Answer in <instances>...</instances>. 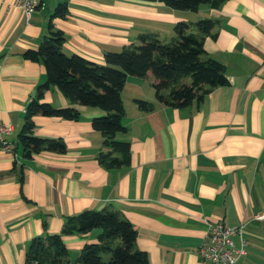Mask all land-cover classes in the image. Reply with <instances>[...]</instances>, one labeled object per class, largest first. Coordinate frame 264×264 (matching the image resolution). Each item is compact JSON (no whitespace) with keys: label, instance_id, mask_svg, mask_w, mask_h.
<instances>
[{"label":"crops","instance_id":"obj_1","mask_svg":"<svg viewBox=\"0 0 264 264\" xmlns=\"http://www.w3.org/2000/svg\"><path fill=\"white\" fill-rule=\"evenodd\" d=\"M63 1L67 17L51 19ZM203 18L216 21L203 49L223 64L228 83L199 103L173 108L155 98L151 73L128 75L121 92L127 130L117 134L130 142L127 167L98 164L104 148L91 118L101 111L70 104L55 87L42 100L74 106L80 118L36 115L35 134L61 137L67 150L23 157L17 135L46 73L22 51L36 48L50 28L63 32L65 54L103 64L106 52L139 43L142 32L173 41L176 22ZM136 99L153 108L141 110ZM0 125L11 128L3 134L8 147L0 148V264H25L33 237L58 233L67 215L86 208L128 219L149 264H207L198 254L207 221H243L247 253L234 264H264V222L253 218L264 211V0H224L196 11L159 0H43L28 19L14 0H0ZM100 232L63 235L66 264H80L75 258Z\"/></svg>","mask_w":264,"mask_h":264},{"label":"trees","instance_id":"obj_2","mask_svg":"<svg viewBox=\"0 0 264 264\" xmlns=\"http://www.w3.org/2000/svg\"><path fill=\"white\" fill-rule=\"evenodd\" d=\"M177 10L196 11L200 5L218 7L224 0H159ZM66 2H60L51 14L66 18ZM216 21L210 18L194 22L178 21L173 29L176 38L163 42L154 32H142L139 43L125 46L120 51L106 52L105 62L99 64L78 54L67 55L62 50L63 32L50 28L36 48L22 51L26 60L40 61L45 67L46 80L36 87L27 103L24 122L17 135L23 157L30 159L41 151L65 153L66 143L61 137L35 134L33 117L36 115L78 120L81 112L74 106L56 107L43 96L55 87L70 104L101 111L91 118V127L102 135V146L96 154L98 164L106 169L127 167L130 162V142L117 138L127 130L122 120L125 114L121 92L128 75L154 77L155 98L173 108L201 102L212 88L228 83L222 63L208 56L203 49L206 35L215 36ZM194 26V29L191 28ZM189 78L187 82L186 79ZM167 90L165 94L164 91ZM141 110H151L153 104L136 99ZM42 226L46 229L43 220ZM99 228L95 242L84 244L76 262L80 264H149L147 254L136 245V230L119 212L103 208H86L67 215L58 233L33 237L25 253V264H66L69 253L63 235L82 234ZM105 255H108L105 258Z\"/></svg>","mask_w":264,"mask_h":264},{"label":"built area","instance_id":"obj_3","mask_svg":"<svg viewBox=\"0 0 264 264\" xmlns=\"http://www.w3.org/2000/svg\"><path fill=\"white\" fill-rule=\"evenodd\" d=\"M43 0H14L20 6L26 19ZM9 125H0V148H7L8 142L3 134L10 130ZM253 218L264 222V211L255 213ZM247 253V240L244 237V222L236 226L226 224L224 221H207L205 239L198 248V254L207 264H234V262ZM32 264H36L33 262Z\"/></svg>","mask_w":264,"mask_h":264},{"label":"rangeland","instance_id":"obj_4","mask_svg":"<svg viewBox=\"0 0 264 264\" xmlns=\"http://www.w3.org/2000/svg\"><path fill=\"white\" fill-rule=\"evenodd\" d=\"M191 28L194 29V26L191 25ZM168 40H169V39H168ZM168 42H169V41H168ZM186 81L188 82V81H189V78H187ZM127 89H128V87L126 88V90H127ZM126 90L124 91V96H125V97L123 96V99H124V100H127V96H128V92H127ZM125 103H126V101H125Z\"/></svg>","mask_w":264,"mask_h":264}]
</instances>
